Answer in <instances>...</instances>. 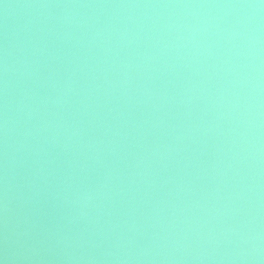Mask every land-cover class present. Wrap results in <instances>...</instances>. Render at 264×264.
<instances>
[{"label": "water", "instance_id": "obj_1", "mask_svg": "<svg viewBox=\"0 0 264 264\" xmlns=\"http://www.w3.org/2000/svg\"><path fill=\"white\" fill-rule=\"evenodd\" d=\"M0 264H264V0H0Z\"/></svg>", "mask_w": 264, "mask_h": 264}]
</instances>
